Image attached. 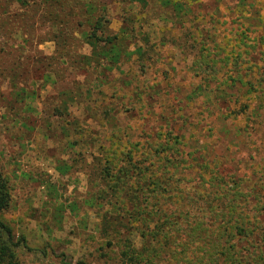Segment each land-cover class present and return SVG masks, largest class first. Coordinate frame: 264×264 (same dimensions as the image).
I'll use <instances>...</instances> for the list:
<instances>
[{
	"label": "rangeland",
	"instance_id": "obj_1",
	"mask_svg": "<svg viewBox=\"0 0 264 264\" xmlns=\"http://www.w3.org/2000/svg\"><path fill=\"white\" fill-rule=\"evenodd\" d=\"M174 1L177 8L169 0H60L65 7L58 8L52 0H0V172L11 194V205L0 217L16 237L24 236L31 247L46 251L21 249L23 264H117L104 255L108 251L97 229L100 210L90 199L94 187L89 181L91 154L102 144L110 146L105 137L112 128H118L122 141L135 143L143 131L166 132L171 119L179 137L185 136L179 138L187 159L184 172L195 175L207 153L221 165L226 184L235 175L249 186L264 188V102L252 98L249 85L240 91L225 84L231 69L248 70L251 64L245 60L233 66L218 47L224 36L235 44V33L244 28L234 23L239 12L227 7L238 0ZM256 2L257 8L259 2L264 5V0ZM88 4L97 8L96 16L104 15L106 34L127 31L128 46L149 42L156 61L141 67L133 56L104 76L87 44ZM56 13L61 16L54 21ZM251 16L249 35L256 44V38L264 36V22L257 21L264 17V8ZM70 33L75 37L69 39ZM209 36L200 50L192 46ZM248 50L246 57L253 63L254 50ZM201 54L213 59L195 63ZM89 60L92 65H87ZM127 72L130 77L136 73L134 86L154 82L162 92L147 97L143 110H149L150 120H141V129V104L124 101L134 94L125 83ZM88 86L95 95L81 99L78 95H86ZM223 86L243 101L251 98L258 109L253 123L246 116H227V108L216 104L218 95L211 92ZM198 87L202 91L196 95ZM67 91L73 97L61 115ZM92 106L99 114L89 112ZM133 238L140 246V235Z\"/></svg>",
	"mask_w": 264,
	"mask_h": 264
},
{
	"label": "trees",
	"instance_id": "obj_2",
	"mask_svg": "<svg viewBox=\"0 0 264 264\" xmlns=\"http://www.w3.org/2000/svg\"><path fill=\"white\" fill-rule=\"evenodd\" d=\"M53 1L59 3L55 7H65L60 0ZM169 1L178 7V1ZM255 3L256 0H238L233 7L227 6L229 10L239 12L234 23L238 22L244 28L235 33V44L233 39L224 36V44L218 47L225 54L224 60L227 62L231 59L233 66L245 60L251 64L248 70L231 69L225 84L238 87L240 91L242 86L249 85L248 92L253 94L252 98L261 100L262 104L264 36L256 38V44H253L249 33L252 31L251 13L260 12L264 5L259 2L257 8ZM88 5L84 22L90 27V31L85 32L87 44L92 49L91 59L97 65L96 69L101 68L104 76L105 71L112 72L115 67L120 68L123 62H131L133 56H137L141 67H150L156 61L150 54L152 47L149 42L128 46L127 31L120 35L106 34L104 15L96 16L97 8ZM60 12L63 13V10ZM60 16V13L54 14L53 20H58ZM257 21L263 24L264 17ZM78 25H83V22ZM68 37L75 36L70 33ZM205 39H210V36L201 38L198 47L197 43H192V46L200 50L206 43ZM133 45L135 49L130 50ZM248 47L254 50L251 54L253 63L246 57L251 52ZM212 59L201 54L195 58V63ZM90 64L92 62L87 61V65ZM128 74L125 83L133 87L134 94L125 99V103L134 107L141 104L143 110L147 107V97L153 99L162 95L159 84L152 82L147 86H134L136 73L131 77ZM97 84L103 86L100 80ZM88 87L86 95H78L81 99H86L87 94L95 95L93 87ZM198 91H202V87L193 93L198 95ZM213 92L218 95L216 104L229 111L227 116L233 115L235 120L239 116H246L251 123L255 121L258 109L252 107L251 98L243 101L235 93H228L225 86ZM64 97L58 110L61 115L66 114L67 103L72 101L73 96L67 91ZM100 104L104 106V103ZM178 111L174 113L178 115ZM89 112L99 114V109L92 106ZM142 113L144 116L140 117V121H149V110L145 109ZM170 120L167 119L169 129L166 132L143 131L142 138L135 143L122 141L118 128H112L105 137L110 146L102 144L98 152L91 154L89 181L94 187V194L90 199L97 203L100 210L101 221L97 229L98 237L104 241L103 247L108 251L105 257L115 259L117 264H264V188L249 186L248 181L235 175L226 184L221 165L207 158V153L202 155V164L197 165L199 171L195 175L184 172L187 159L184 158L183 149H180L179 138L185 139V136L179 137ZM142 124V121L139 125L136 121L140 129ZM10 205L9 182L0 172V212ZM134 234L140 235V246L135 243ZM21 249L46 253L45 250L31 247L24 236L16 237L10 225L0 217V264H23Z\"/></svg>",
	"mask_w": 264,
	"mask_h": 264
}]
</instances>
